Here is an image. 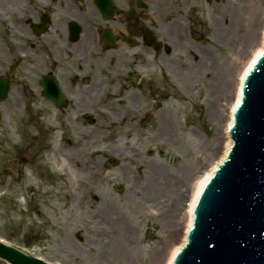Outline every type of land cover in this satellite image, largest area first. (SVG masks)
<instances>
[{
  "label": "flooded vegetation",
  "instance_id": "1",
  "mask_svg": "<svg viewBox=\"0 0 264 264\" xmlns=\"http://www.w3.org/2000/svg\"><path fill=\"white\" fill-rule=\"evenodd\" d=\"M5 1L0 76L25 101L30 171L33 151L40 162L57 146L62 162H107L102 148L142 144L144 130L174 129L176 115L188 126L229 43L221 27L234 24L192 18L190 0Z\"/></svg>",
  "mask_w": 264,
  "mask_h": 264
},
{
  "label": "rangeland",
  "instance_id": "2",
  "mask_svg": "<svg viewBox=\"0 0 264 264\" xmlns=\"http://www.w3.org/2000/svg\"><path fill=\"white\" fill-rule=\"evenodd\" d=\"M5 2L0 0V6ZM190 4L192 18L219 16L221 21L230 15L234 18L232 26L221 27L229 31V43L223 48V63L209 71L203 96L206 106L191 112L188 126L176 122L171 130H144L142 144L128 142L102 148L104 156L111 158L118 154V163H102L96 158L92 164L88 157L62 162L57 146L54 155L49 154L48 158L44 155L43 162L36 158L37 163L30 171L19 159L25 155L22 110L25 101L14 91L0 101L1 238L21 246L28 244L34 254L57 264H157L151 255L153 248L167 251L171 248L169 238L178 242L181 231L177 232L178 237L170 234L171 229L156 220L161 207L170 201L163 192L168 181L180 186L182 194L178 201L182 213L190 197L192 179L218 158L219 142L223 140L220 135L225 130L220 120L222 109L213 104L219 101L223 105L224 92L234 89L236 72L245 63V51L251 46L247 36L254 19L252 13L262 6V0H220L207 6L205 0H190ZM259 28L260 25L257 34ZM213 84L223 89L222 99L213 96L210 88ZM159 133H168L172 141L161 143L147 138L155 139ZM86 151L91 152V148ZM138 152L142 155L139 160L134 158ZM115 185L123 186V190L117 192ZM142 191L146 194L142 195ZM106 201L116 206L107 218L101 214V204ZM170 206L173 208L175 203ZM38 211L40 217L36 215ZM112 218L116 223L109 221ZM113 224L118 225L120 235L115 240ZM0 264L7 263L0 259Z\"/></svg>",
  "mask_w": 264,
  "mask_h": 264
},
{
  "label": "water",
  "instance_id": "3",
  "mask_svg": "<svg viewBox=\"0 0 264 264\" xmlns=\"http://www.w3.org/2000/svg\"><path fill=\"white\" fill-rule=\"evenodd\" d=\"M250 70L231 138L220 135L233 144L206 180L185 245L172 264H264V53ZM7 86L0 82V99ZM0 257L11 264H47L2 243Z\"/></svg>",
  "mask_w": 264,
  "mask_h": 264
},
{
  "label": "bare ground",
  "instance_id": "4",
  "mask_svg": "<svg viewBox=\"0 0 264 264\" xmlns=\"http://www.w3.org/2000/svg\"><path fill=\"white\" fill-rule=\"evenodd\" d=\"M252 10H253V8H252ZM253 12L254 13H252V15L254 16V19L252 20V23L250 26L251 27L250 32L248 33V36H247L248 41H251V46H249L248 49L246 50L247 59H246L245 63L242 66H240L236 72V78H235L236 80L234 82V89H233V91L224 92L225 96H226V98H225L226 102L223 105L219 101H218V103L214 102V104H213L214 106L218 105L216 108H219L220 110L222 109L220 111V117L222 119H220V118L219 119L223 123V127L225 129L224 135H228L227 128L232 123L231 109H232V107L236 106L237 102L240 99L242 81H243L245 75L247 74V72L250 71L253 63L255 62L258 55L260 54V51H264V0H262V6L258 7V9H256V11L254 9ZM258 25H260V28H259V32L257 34L256 28ZM255 34H257V35L255 36ZM255 37H256V39H255ZM210 88L213 89V92H212V94H214L213 96H215V97L221 96L222 97L223 92H221V91L223 89L221 90L220 87L218 89L217 84L211 85ZM224 89H226V85H225ZM218 91L221 93H218ZM221 97H220V99H222ZM225 106H227V107H225ZM225 110H227V111H225ZM215 111L217 113V109ZM223 111L225 113H222ZM222 139L223 140H221L219 142V146H220L219 156L220 157L219 156H218V158L215 157L216 161H214V163L212 162L213 164L210 165V167L208 169H206V171H204V173H202L201 175H198L194 181L192 179L191 189H189L191 191L190 197L188 198L187 206L184 209V212H182V213H180V211H179V207H180L181 203L178 201V199H180V196L182 194L180 192V186H178L177 184L170 185L169 181H168L166 191H164L163 193H166L169 196L170 201L168 202V204H165L163 207H161L160 215H158L156 217V220L160 224H162L165 228L171 229L170 234L174 233L178 237L177 232L181 231V233H180L179 237L177 238L178 242L174 243V240L169 241V239H172V238L168 239V243L170 244L171 248L168 249L167 251L162 250V252H161V250H159V247H155V250L153 248L154 253L151 252V255H153V258L155 261H157V264H171V261L174 257V254L180 249L183 242L185 241L187 229H189L190 224L192 222V218H193V208H194L195 203L198 199L200 191L202 190L205 181L209 178L212 171H214V168L216 167V165L224 158L229 146L232 144V142H230L229 139L227 140V142H225L224 138H222ZM182 178H184V177H182ZM186 178H187V176H186ZM164 179L166 180L165 177H164ZM145 192L146 191H142V195H144ZM154 200H157V197L154 198ZM173 202L175 203V206L172 208L170 206V204ZM101 205H102V209H101L102 217L105 216L106 218L108 217L109 213L112 212L116 207L114 204L110 205L108 203V201L103 202ZM183 208L184 207L182 206V208L180 210H182ZM176 210L178 211L177 214H175ZM109 221L116 223L113 218L110 219ZM113 225L116 226L115 227L116 234L113 236V240H115L118 237H120V235H119L118 225H116V224H113ZM177 225L179 227H177ZM108 237H111V236H108ZM179 238H180V240H179ZM107 242L109 243V240H107ZM111 242H112V240H111ZM113 247H115V245H113ZM115 248L118 249L119 247L116 246ZM127 249L129 250V248H127Z\"/></svg>",
  "mask_w": 264,
  "mask_h": 264
}]
</instances>
